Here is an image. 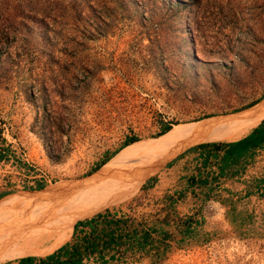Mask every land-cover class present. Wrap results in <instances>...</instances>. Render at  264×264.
<instances>
[{
	"label": "rangeland",
	"instance_id": "obj_1",
	"mask_svg": "<svg viewBox=\"0 0 264 264\" xmlns=\"http://www.w3.org/2000/svg\"><path fill=\"white\" fill-rule=\"evenodd\" d=\"M92 3L73 26L59 12L58 30L43 35L21 23L24 4L0 0V198H30L0 211V223L39 213L48 198L34 202L36 195L88 179L130 137L129 145L151 143L165 124L235 114L264 98V0ZM197 143L116 161L111 180L120 192L86 201L46 249L67 226L69 238L76 218L104 207L162 215L163 194L179 193L173 206L191 220H170L164 247L109 264H264V149L211 179L189 149ZM198 171L206 181L190 182ZM100 197L110 202L77 217ZM186 223L188 233L175 230Z\"/></svg>",
	"mask_w": 264,
	"mask_h": 264
},
{
	"label": "trees",
	"instance_id": "obj_2",
	"mask_svg": "<svg viewBox=\"0 0 264 264\" xmlns=\"http://www.w3.org/2000/svg\"><path fill=\"white\" fill-rule=\"evenodd\" d=\"M103 0H93L95 4H99ZM17 6L24 4L28 12L24 13L21 21L22 24L28 20L32 25L37 27L43 35L49 31L53 33L58 30L54 25L57 23V15L64 13L67 16L68 24L76 25L81 19L84 9H93L90 0H15ZM54 7L53 13L49 10ZM34 10L37 13H33ZM52 12V11H51ZM88 13V12H87ZM39 14V15H38ZM90 15V12L88 13ZM31 15V16H30ZM36 15V16H35ZM93 15V14H92ZM51 20V22L49 21ZM56 28V30H54ZM259 102V101H258ZM257 102V103H258ZM255 103V102H254ZM256 104V103H255ZM254 104V105H255ZM253 106V103L251 104ZM169 126L165 124L161 127V134L168 131ZM248 141L254 146L264 143V117L255 125L245 136ZM239 138V139H241ZM135 137H130L124 142L126 146L129 143L136 142ZM237 139V140H239ZM134 140V141H133ZM209 141L199 142L189 147V149L200 148L205 151L203 154L206 158L209 152L215 155L216 150L221 147L228 146L237 141ZM125 146V147H126ZM6 151V147H3ZM0 149V158L4 152ZM243 154L242 150H237L233 153L224 152L217 166V174H211L210 178L223 175H231L236 169L225 171L231 164L237 162L240 155ZM206 159L201 160L204 165ZM103 162V161H102ZM200 171V168L198 169ZM197 174H190L187 176L190 182L204 183L205 177H199ZM36 186H39L37 183ZM177 196L173 197L171 194H163L166 200L165 207L167 211L162 215L155 213H147L140 215H132L127 211L119 208L111 209L104 207L93 214L76 219L69 225L70 235L68 239H64L66 230L54 242V244L47 250L30 255H23L14 259L7 260L9 264H109L112 260L124 259L127 255L135 252L149 251L150 249H158L164 247L167 243L166 240L171 236L172 230L169 228L170 220L175 223L176 221H190L191 215L186 214L180 217L175 210L173 203L177 200ZM27 196L17 195L14 197H7L0 202V211L6 208H17L25 205ZM104 201V197L97 198L91 204L86 206L80 214L87 212V208L99 201ZM164 207V208H165ZM129 208H131L129 206ZM163 208V207H160ZM85 210V212H83ZM83 212V213H82ZM77 215V216H78ZM171 215V217H170ZM182 234L188 233L191 229L186 223L183 227L175 229ZM63 240V242H62ZM62 242V243H61ZM44 254V255H39Z\"/></svg>",
	"mask_w": 264,
	"mask_h": 264
},
{
	"label": "bare ground",
	"instance_id": "obj_3",
	"mask_svg": "<svg viewBox=\"0 0 264 264\" xmlns=\"http://www.w3.org/2000/svg\"><path fill=\"white\" fill-rule=\"evenodd\" d=\"M263 117L264 98L255 105L235 114L219 115L198 122L173 125L154 142L124 147L88 179L63 188L56 187L55 189L58 192H45L46 196L44 197L36 195L33 199L34 202H43L48 198V203L44 205L39 213H33L32 216L26 217L18 215L0 223V261L11 257L37 254L49 249L50 247L46 249L48 242L54 235L62 231L67 216H71L73 212H78L86 201L97 195L104 194L110 197L119 193L120 190L116 188L111 180V171L116 161L124 159L126 162L132 159L131 155H135V153L146 154L149 151L152 157L157 155L166 156L183 145L196 142L233 141L247 134ZM55 189L51 191H55ZM17 195L28 196V194L23 195L21 192ZM17 195H4L0 198V202L7 197ZM57 197L60 198L57 199ZM108 202L110 201H99V204L97 202L90 205L87 211L99 208V206ZM85 215L87 214L77 217Z\"/></svg>",
	"mask_w": 264,
	"mask_h": 264
},
{
	"label": "crops",
	"instance_id": "obj_4",
	"mask_svg": "<svg viewBox=\"0 0 264 264\" xmlns=\"http://www.w3.org/2000/svg\"><path fill=\"white\" fill-rule=\"evenodd\" d=\"M248 134V133H247ZM246 135V134H245ZM244 135V136H245ZM241 138V137H240ZM237 140V139H236ZM264 149V143H261L259 145H252L250 143V141H248L247 137L245 138H241L233 143H231L230 145L228 146H224V147H221V149L219 150H216V153L215 155L212 154V152H209L205 158V156L203 155L205 153L204 150L200 149V148H195V149H191V150H194L195 151V154L198 155V158L200 159V162L201 160L203 159H206L205 163H204V167L206 169L208 168H211L210 172L213 173L214 175L217 174V166L219 165V161H220V157L221 155L224 153V152H229V153H233L237 150H242L243 151V154L240 155L237 159V162L231 164L232 166L233 165H236L237 167H240V163L242 161H246L249 159V157L254 153V152H257L258 150H263ZM211 158V159H210ZM208 160H210V163L208 162ZM239 163V165H237ZM202 165V164H201ZM230 165V166H231ZM237 167L235 169H237ZM226 171V170H225ZM225 176V175H223ZM216 177H222V176H216ZM3 211V210H1Z\"/></svg>",
	"mask_w": 264,
	"mask_h": 264
}]
</instances>
